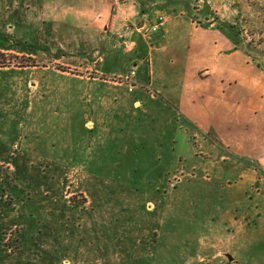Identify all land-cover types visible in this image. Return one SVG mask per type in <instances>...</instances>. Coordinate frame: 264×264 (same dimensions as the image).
<instances>
[{
	"label": "rangeland",
	"instance_id": "obj_1",
	"mask_svg": "<svg viewBox=\"0 0 264 264\" xmlns=\"http://www.w3.org/2000/svg\"><path fill=\"white\" fill-rule=\"evenodd\" d=\"M85 7L115 6L0 0V264H264V172L191 127L158 137L160 113L124 126L127 106L82 77L108 15L64 37L95 30ZM190 15L264 69V0H193ZM113 79L132 94L134 75Z\"/></svg>",
	"mask_w": 264,
	"mask_h": 264
},
{
	"label": "crops",
	"instance_id": "obj_2",
	"mask_svg": "<svg viewBox=\"0 0 264 264\" xmlns=\"http://www.w3.org/2000/svg\"><path fill=\"white\" fill-rule=\"evenodd\" d=\"M118 2H110L114 9L104 12L93 6L76 8L91 14L90 28L95 30L77 35L70 29L64 36L93 38L99 32V14L108 15L106 35L99 38L103 52L83 68L90 75L82 77L94 86L90 91L113 95L108 96L111 105H126V113L132 114L123 125L132 130L141 114L152 115L156 125L161 114L167 128L158 131V137L173 142L174 126L187 133L191 127L210 135L222 159L244 158L251 161L249 173L264 172V69L237 48L234 33L219 24H196L190 17L193 0H151L148 5L134 0L129 6ZM160 15L165 22L153 30ZM132 70L139 89L128 88L132 94L121 97L118 87L123 82L114 85L113 78L127 77ZM106 73L113 76L100 79ZM220 253L218 248L215 256Z\"/></svg>",
	"mask_w": 264,
	"mask_h": 264
},
{
	"label": "built area",
	"instance_id": "obj_3",
	"mask_svg": "<svg viewBox=\"0 0 264 264\" xmlns=\"http://www.w3.org/2000/svg\"><path fill=\"white\" fill-rule=\"evenodd\" d=\"M106 1H108V2H118L119 0H106ZM164 22H165V17L163 15H160L158 17L157 22L155 24H153L151 28L153 30L160 29L163 26ZM131 74L134 75L135 74V71L134 70L131 71Z\"/></svg>",
	"mask_w": 264,
	"mask_h": 264
}]
</instances>
